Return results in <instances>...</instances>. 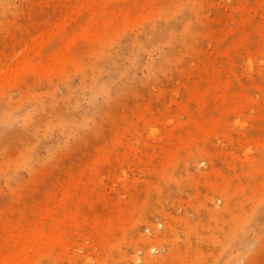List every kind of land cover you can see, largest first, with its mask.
Here are the masks:
<instances>
[{"label": "rangeland", "instance_id": "1", "mask_svg": "<svg viewBox=\"0 0 264 264\" xmlns=\"http://www.w3.org/2000/svg\"><path fill=\"white\" fill-rule=\"evenodd\" d=\"M0 264H264V0H0Z\"/></svg>", "mask_w": 264, "mask_h": 264}]
</instances>
